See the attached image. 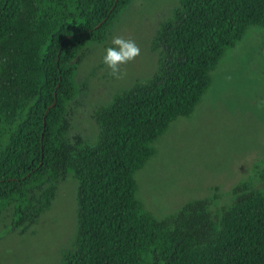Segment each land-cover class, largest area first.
<instances>
[{
	"label": "trees",
	"instance_id": "trees-1",
	"mask_svg": "<svg viewBox=\"0 0 264 264\" xmlns=\"http://www.w3.org/2000/svg\"><path fill=\"white\" fill-rule=\"evenodd\" d=\"M135 1L0 0V218L25 233L72 173L78 228L61 264H264V189L237 186L221 217L204 198L158 220L136 180L170 126L195 112L226 54L264 29V0H180L152 42L153 77L97 111L95 144L68 139L86 52Z\"/></svg>",
	"mask_w": 264,
	"mask_h": 264
},
{
	"label": "rangeland",
	"instance_id": "rangeland-1",
	"mask_svg": "<svg viewBox=\"0 0 264 264\" xmlns=\"http://www.w3.org/2000/svg\"><path fill=\"white\" fill-rule=\"evenodd\" d=\"M180 0H136L118 19L107 40L88 48L69 104L68 139L98 140L95 114L117 94L146 82L158 70L151 46L161 24ZM113 36L132 39L140 48L120 68V78L102 63ZM213 72L210 91L190 118H179L154 146L157 154L136 173L138 198L158 220L190 201L213 199L212 216L221 217L237 199L234 190L264 189V29L254 27ZM78 182L70 173L52 207L35 226L11 231L8 213L0 218V264H61L73 251L77 228Z\"/></svg>",
	"mask_w": 264,
	"mask_h": 264
},
{
	"label": "clouds",
	"instance_id": "clouds-1",
	"mask_svg": "<svg viewBox=\"0 0 264 264\" xmlns=\"http://www.w3.org/2000/svg\"><path fill=\"white\" fill-rule=\"evenodd\" d=\"M140 55V48L132 39L113 36L110 46L104 49L102 63L110 70V75L120 78V68Z\"/></svg>",
	"mask_w": 264,
	"mask_h": 264
}]
</instances>
